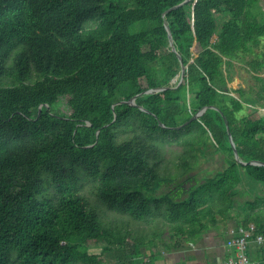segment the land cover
Segmentation results:
<instances>
[{"label": "trees", "instance_id": "obj_1", "mask_svg": "<svg viewBox=\"0 0 264 264\" xmlns=\"http://www.w3.org/2000/svg\"><path fill=\"white\" fill-rule=\"evenodd\" d=\"M184 1L0 0V264H102L91 245L116 264H156L154 242L130 244L110 227L88 183L109 212L164 219L166 252L202 245L213 229L226 239L220 222L264 232V194L238 200L242 173L264 184V165L242 163L264 164L261 0H191L163 16ZM165 20L186 67L180 85ZM235 60L262 82L257 98L230 88ZM62 98L68 115L52 111ZM169 138L185 147L175 179L161 173ZM209 144L225 166L197 181L191 160ZM165 184L175 187L157 196Z\"/></svg>", "mask_w": 264, "mask_h": 264}, {"label": "rangeland", "instance_id": "obj_2", "mask_svg": "<svg viewBox=\"0 0 264 264\" xmlns=\"http://www.w3.org/2000/svg\"><path fill=\"white\" fill-rule=\"evenodd\" d=\"M259 15V19L264 22V0H261L259 9L257 10ZM214 37L213 40H215ZM262 48L264 49V38L262 39ZM195 50V49H194ZM259 53L260 51L257 50ZM256 57V54H249L244 57V60L250 61ZM245 61L235 60L233 61L234 68L232 72V81L229 86L232 89H240L243 88L246 92H250L254 98L258 97V92L261 89L262 82L258 81L255 78V73L251 71L250 66L246 64ZM264 79V71L259 75ZM178 79V77L176 78ZM143 85H145V80L141 81ZM235 97H239L237 93H233ZM188 102L190 103L191 99ZM189 106V105H188ZM254 108L258 110L254 117L264 115V106L263 104H256ZM54 113L68 115L70 113L69 107L67 105L66 98H62L58 104H56L55 108L52 110ZM185 117V113L179 119V121H183ZM172 139H167V142L164 146H161V154L163 156V163L161 167V173L163 176L168 179H175L179 177L181 168L179 166L180 160L179 156L185 150V147L178 146L177 144H171ZM204 155H198L197 159L191 160L193 164V170L190 172L188 176H195L197 181H203L206 178L213 176L218 170H221L223 166H225L223 156L215 150V148L209 144L203 150ZM187 176H183L181 178V182L185 180ZM175 187V184H165L156 192V195H161L172 190ZM187 189H190V184H188ZM240 193L238 196L239 201L244 200H253L257 195L264 194V184L255 181L253 178L249 177L245 173H242V184L239 188ZM86 196L90 199L93 204L100 206L101 214L103 219L110 227L114 229H120L122 231H129L132 235L133 240L130 241V244H134V240H143L147 245L150 241L154 242L156 247H153L154 251L163 252V244L171 243L170 232L167 228V223H165L164 219H161L158 224H147L145 222H136L130 219L127 216L119 215L117 213L109 212L103 206L100 205L99 201L94 193V185L91 183L86 184L84 190ZM186 194H184L185 196ZM158 225V226H157ZM234 226V221H230L225 228V224L220 222L221 229H229ZM162 233V234H161ZM215 239L216 241L221 240L218 231L213 229L209 234L205 237V243H211V240ZM214 242V241H213ZM144 250V249H143ZM90 253L98 255L102 264H116L117 258L115 253L112 251H104L102 247L99 246H90Z\"/></svg>", "mask_w": 264, "mask_h": 264}, {"label": "built area", "instance_id": "obj_3", "mask_svg": "<svg viewBox=\"0 0 264 264\" xmlns=\"http://www.w3.org/2000/svg\"><path fill=\"white\" fill-rule=\"evenodd\" d=\"M227 236L229 255L221 264H264V232L255 224L233 227Z\"/></svg>", "mask_w": 264, "mask_h": 264}, {"label": "crops", "instance_id": "obj_4", "mask_svg": "<svg viewBox=\"0 0 264 264\" xmlns=\"http://www.w3.org/2000/svg\"><path fill=\"white\" fill-rule=\"evenodd\" d=\"M230 229L226 231V239L224 240L218 239L216 241L213 239L211 243L204 241L202 245L189 244L180 251H155L159 255L156 264H221L228 254L227 234Z\"/></svg>", "mask_w": 264, "mask_h": 264}, {"label": "water", "instance_id": "obj_5", "mask_svg": "<svg viewBox=\"0 0 264 264\" xmlns=\"http://www.w3.org/2000/svg\"><path fill=\"white\" fill-rule=\"evenodd\" d=\"M190 1H191V0H185L183 3H181V4H179V5H177V6L173 7V8H171L170 10H168L165 14H163V16L165 17V15H166L168 12H170V11H172V10H174V9H177V8H179V7H182V6H184L185 4L189 3ZM164 25H165V28H166V30H167V32H168L169 46H170V48H171V51L177 55V57L179 58V61H180V63H181L182 71H181V76H180V83H179V85H180V84L183 82L184 75H185V72H186V67H185V65H184V63H183V60H182L181 55L177 52V49H176V46H175V44H174V40H173V37H172V33H171V30H170L169 24H168V22H167L166 20L164 21ZM176 78H177V77H176ZM176 78L173 80V82H175V81L177 80ZM164 90H166V88L152 89V90H148V91H146L145 94H153V93L161 92V91H164ZM137 97H138V96L133 97V98H132L130 101H128L127 103L130 104V105H132V106H136L135 101H136ZM122 103H123V102H122ZM211 108H212V109H215V110H218V109H216L215 107H211ZM140 109L144 110L142 107H140ZM206 110H207V108H203L200 112H198L197 114H195V115L191 118V120H190L189 122H186L185 124H183V125H181V126H178V127H176L175 129H181L182 127L188 125L190 122H192V121L198 119L199 117H201V116L205 113ZM224 119H225V122H226V125H227V131H228V134H229V137H230L231 145H232L233 150H234L235 158H236V160H237L238 162H242V161L239 159V154H238V151H237V149H236L235 143H234V141H233V138H232V135H231V131H230V127H229L228 121H227V119H226L225 117H224ZM162 126H164V125H162ZM242 163H243V164H252V165H264V164L259 163V162H250V163H244V162H242Z\"/></svg>", "mask_w": 264, "mask_h": 264}, {"label": "flooded vegetation", "instance_id": "obj_6", "mask_svg": "<svg viewBox=\"0 0 264 264\" xmlns=\"http://www.w3.org/2000/svg\"><path fill=\"white\" fill-rule=\"evenodd\" d=\"M191 182H193V180H190L189 182H187L186 184H185V186L184 187H186L188 184H190ZM187 188V187H186Z\"/></svg>", "mask_w": 264, "mask_h": 264}]
</instances>
